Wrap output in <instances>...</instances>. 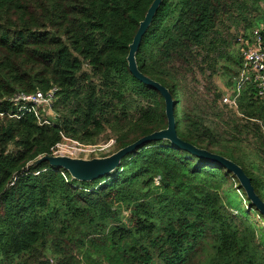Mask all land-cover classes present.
<instances>
[{"label": "trees", "instance_id": "1", "mask_svg": "<svg viewBox=\"0 0 264 264\" xmlns=\"http://www.w3.org/2000/svg\"><path fill=\"white\" fill-rule=\"evenodd\" d=\"M153 2L0 0V264H264V216L237 177L167 140L92 182L32 165L62 134L96 145L109 130L108 157L168 127L165 99L127 61ZM255 29L264 0H163L136 61L170 91L178 136L242 167L264 201V99L251 85L237 112L220 104ZM196 71L227 78L226 91L184 111ZM52 88L53 125L10 117L15 95Z\"/></svg>", "mask_w": 264, "mask_h": 264}, {"label": "water", "instance_id": "2", "mask_svg": "<svg viewBox=\"0 0 264 264\" xmlns=\"http://www.w3.org/2000/svg\"><path fill=\"white\" fill-rule=\"evenodd\" d=\"M162 2L163 0H154L145 16V19L140 23L137 34L130 45L127 61L130 72L134 75V77L148 87L158 91L165 99L168 127L164 130L154 132L108 157L73 159L67 156H44L33 162L32 165L37 166L47 162L51 167L66 170L74 180L80 182H92L116 171L127 156L141 150L146 144L167 140L174 146L203 159L215 162L226 168L229 172L233 173L240 182L241 187L246 192L248 199L256 207L259 213L264 216V201L256 194L251 179L245 174L242 167L226 157L210 153L206 150L198 149L192 144L183 141L177 133L176 120L174 117L175 104L170 91L157 81L144 76L139 71L136 55L139 51L142 39L149 30Z\"/></svg>", "mask_w": 264, "mask_h": 264}, {"label": "built area", "instance_id": "3", "mask_svg": "<svg viewBox=\"0 0 264 264\" xmlns=\"http://www.w3.org/2000/svg\"><path fill=\"white\" fill-rule=\"evenodd\" d=\"M238 43L242 52V66L238 77L234 79L232 93L225 94L222 105L238 111V99L242 91L251 85L257 90V97L264 99V35L260 29H255L249 35H241ZM57 88L48 92L37 91L32 94L18 93L9 100L17 110L10 117L21 118L26 114H34L40 125H53L57 115L54 105L57 101ZM3 117V114H0ZM61 141L52 148L50 156H67L73 159L101 158L114 147V141L106 145L84 144L64 134ZM158 178L156 184L159 185Z\"/></svg>", "mask_w": 264, "mask_h": 264}, {"label": "rangeland", "instance_id": "4", "mask_svg": "<svg viewBox=\"0 0 264 264\" xmlns=\"http://www.w3.org/2000/svg\"><path fill=\"white\" fill-rule=\"evenodd\" d=\"M242 29L243 28H240L239 30L233 29L231 33L235 37V35L237 36V34H239V31ZM227 82L228 79L225 77L209 79L207 75L204 76L200 71H196L195 75H190L185 79L182 96V106L184 107L183 110H191L192 107L198 105L201 99L203 101L212 99V95L215 89L218 90L219 93L224 94L226 91ZM191 95H193L192 99ZM111 141H114V136H112V134L108 130L100 137L97 144L106 145ZM113 150L114 148L112 147L107 154L113 152Z\"/></svg>", "mask_w": 264, "mask_h": 264}]
</instances>
